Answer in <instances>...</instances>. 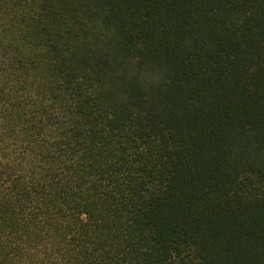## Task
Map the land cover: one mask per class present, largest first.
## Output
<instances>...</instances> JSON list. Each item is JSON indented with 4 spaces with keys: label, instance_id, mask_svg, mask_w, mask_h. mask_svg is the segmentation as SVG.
<instances>
[{
    "label": "trees",
    "instance_id": "16d2710c",
    "mask_svg": "<svg viewBox=\"0 0 264 264\" xmlns=\"http://www.w3.org/2000/svg\"><path fill=\"white\" fill-rule=\"evenodd\" d=\"M0 264H264V0H0Z\"/></svg>",
    "mask_w": 264,
    "mask_h": 264
}]
</instances>
